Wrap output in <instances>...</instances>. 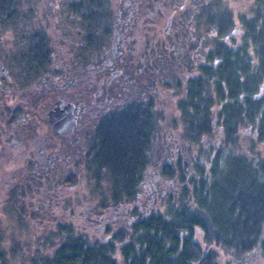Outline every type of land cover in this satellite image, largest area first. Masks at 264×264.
<instances>
[{
  "label": "trees",
  "instance_id": "1",
  "mask_svg": "<svg viewBox=\"0 0 264 264\" xmlns=\"http://www.w3.org/2000/svg\"><path fill=\"white\" fill-rule=\"evenodd\" d=\"M230 4L216 6L214 14L209 3L201 10L196 36L206 41L196 58L184 53L180 63L178 49L154 53L156 64L147 67V101L141 85L140 101L124 104L102 122L101 142L85 163L102 197L93 207L123 203L128 221L101 228L77 220L52 224V217L34 210L33 218L44 219L36 226L39 233L51 223L56 240L50 251L37 250L34 264L264 261V0L251 2L248 12L235 13L236 3ZM86 5L89 30L114 21L108 1ZM160 91L171 92L175 116L159 105ZM176 131L177 139L171 135ZM149 167L172 188L153 193L152 205L140 209ZM19 208L27 212L22 203ZM1 238L0 264H5Z\"/></svg>",
  "mask_w": 264,
  "mask_h": 264
},
{
  "label": "flooded vegetation",
  "instance_id": "2",
  "mask_svg": "<svg viewBox=\"0 0 264 264\" xmlns=\"http://www.w3.org/2000/svg\"><path fill=\"white\" fill-rule=\"evenodd\" d=\"M94 1H108L114 21L89 30L86 4ZM232 2L237 0H222L228 9ZM207 3L213 14L222 5L215 0H0V150L19 151L9 157L16 164L8 171L6 202L15 203L9 201L15 194L14 207H20L26 195L50 194L62 206L56 196L77 183L82 190L102 122L124 104L140 101L141 85L147 101V67L156 64L154 53L178 49L180 63L184 53L191 52L192 59L199 55L206 38L196 34ZM92 201L80 194L68 208L69 219L101 228L111 222L102 218L109 211L121 223L129 218L123 203L99 213ZM48 202L43 206L52 211Z\"/></svg>",
  "mask_w": 264,
  "mask_h": 264
},
{
  "label": "rangeland",
  "instance_id": "3",
  "mask_svg": "<svg viewBox=\"0 0 264 264\" xmlns=\"http://www.w3.org/2000/svg\"><path fill=\"white\" fill-rule=\"evenodd\" d=\"M235 1V0H232ZM251 0H237L236 6L234 5L233 9L235 10V13L239 12H248L250 7ZM114 14V11H113ZM73 26V23H70ZM159 105L164 108L166 111V114L168 117L175 116V106H174V98L171 97V92H159ZM174 132V131H173ZM179 132L176 131L175 134H171L172 136H176V139L179 138ZM245 134H249V132H245ZM168 137V140L170 141V138ZM2 149V148H0ZM16 150V149H15ZM14 147L7 146V149H4L3 151L0 150V236L3 240L2 246L6 250L7 253V259L5 264H34V258L37 256L36 252L39 251L38 254L50 251V245L51 240L54 236L50 234V231H52L51 223L47 224L46 229L43 233H39L36 226L38 222L44 223L43 218H33L31 213L35 210V212L41 213L44 216L48 215V220L51 221V217L53 218L52 224H56V221H61L66 223V221H70L71 218L68 214V208L72 206L73 202L78 200L79 195L82 194L84 197L87 195L98 202L102 197L101 193L94 188L93 181L88 178V174L81 179V188L78 187V183L74 185H70V190L64 191L63 194H60L59 201H61L62 206L59 205V203H55V199L53 197L49 196L50 194H44V196L40 194H29L26 195L25 202H22V204L27 209L26 213L21 212V208H19V204L16 207H12L9 203L6 202V198L8 197L6 192V187L8 183V171L13 168L16 164V160L10 161L9 157L13 153H15ZM17 154H19V151H16ZM15 153V154H16ZM13 158V157H12ZM157 169V168H156ZM153 167H149L146 170V178H145V189L141 195V199L139 201L138 206L140 209H144V207H147V204L152 205L153 202V193L160 191H171V184L165 183L162 181L160 177H158V171ZM92 183H91V181ZM85 182V184H84ZM12 184V183H10ZM13 186V185H11ZM93 188V190H91ZM95 189V190H94ZM105 192H108V188L104 187ZM87 191V192H86ZM49 201V202H48ZM17 203V201H15ZM43 202H47L50 205V208H53L52 211H47L45 209V205L43 206ZM35 204L38 205L37 210L34 208ZM49 207V205H47ZM58 207V208H57ZM99 213H104L105 208L98 209ZM63 212V213H62ZM89 212L88 210L85 211V223L87 224L90 222L89 218ZM62 216L65 218L63 219ZM103 216V217H102ZM101 217L103 219H106V222L111 221V223L114 222L115 224L121 223V218L117 217L114 218L113 215H111V212L103 214ZM113 216V217H112ZM101 218V219H102ZM73 221H75V218ZM56 220V221H54ZM197 240L199 241L200 238L197 237ZM52 241H56L53 239ZM57 245V244H56ZM15 246H18L19 249L18 252L12 253L11 250ZM46 246V249H42L41 247ZM38 247V248H37ZM40 247V248H39ZM256 261V260H255ZM258 264H264V261L259 260L257 261Z\"/></svg>",
  "mask_w": 264,
  "mask_h": 264
}]
</instances>
